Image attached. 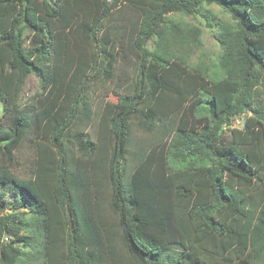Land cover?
<instances>
[{"label": "trees", "instance_id": "16d2710c", "mask_svg": "<svg viewBox=\"0 0 264 264\" xmlns=\"http://www.w3.org/2000/svg\"><path fill=\"white\" fill-rule=\"evenodd\" d=\"M204 5L210 72L166 22ZM263 94L264 0H0V264H264Z\"/></svg>", "mask_w": 264, "mask_h": 264}, {"label": "rangeland", "instance_id": "374dc122", "mask_svg": "<svg viewBox=\"0 0 264 264\" xmlns=\"http://www.w3.org/2000/svg\"><path fill=\"white\" fill-rule=\"evenodd\" d=\"M166 22L170 27L172 26V23L176 24V33L186 34V36L188 37V46L186 48L187 50L184 52L187 55H184V57H186V60L189 62V67L207 69L208 72L213 69V66L215 65V63H217V61L223 54L222 49L216 39L221 24L233 23L229 14L217 5H204L200 12L194 15H187L184 13L170 14L167 17ZM197 41H200V43L197 44ZM153 46L154 42L152 41L148 45V49L151 51L153 49ZM127 68L130 75H132L133 80H136L137 70H135L133 66H129ZM191 72L192 71H190V73ZM123 81H120L119 78H117L112 86L118 87V85ZM101 87L104 86L101 85ZM39 91V78L35 74H30L25 82L20 104L26 105L27 103H29L34 98V95ZM212 95L213 93H210L208 95V98ZM101 97L105 98V95L102 94ZM199 99V95H194L187 103L183 115L181 116V124H186L188 128L191 123H199V121H197L198 119H196L194 115V109L196 108ZM261 99L264 103V94L261 96ZM107 101L116 103L117 98L113 95H109L106 96L104 102ZM101 104L102 103L99 102L97 107H99ZM2 113L3 106L0 104V117L2 116ZM249 116H251L250 113L242 115L241 117L235 119L232 126L225 130V136L230 135V129H242L245 123V119ZM199 125L195 127L196 130L200 127ZM32 156V151L28 146L23 147L18 152V161H23V165L18 166V169L16 170L17 174L24 177H27L29 175V165ZM2 193L3 196L7 194L5 191L1 192V194ZM23 249L25 253H29L31 255L34 254V250L26 248Z\"/></svg>", "mask_w": 264, "mask_h": 264}]
</instances>
